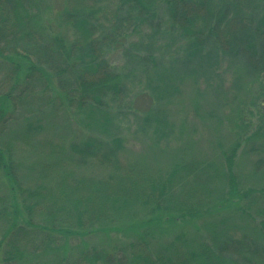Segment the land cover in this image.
<instances>
[{
  "label": "trees",
  "instance_id": "obj_1",
  "mask_svg": "<svg viewBox=\"0 0 264 264\" xmlns=\"http://www.w3.org/2000/svg\"><path fill=\"white\" fill-rule=\"evenodd\" d=\"M110 1L0 0V179L9 185L0 196V264H264V211L244 213L264 186L241 190L234 173L242 141L264 145V0ZM164 32L182 43L183 56L173 57L169 70L150 49ZM128 40L140 71L162 73L155 91L160 84L176 89L179 69L193 80L203 60L230 59L233 96L241 99L233 110L237 139L223 161L124 159L121 135L90 132L69 142L65 154L50 143L45 178L23 185L3 141L19 106H64L109 124L128 99L127 72L107 55ZM152 110L141 121L155 143L169 123L163 110ZM40 127L28 117L25 135ZM66 163L97 171L75 175ZM237 211L254 232L235 230L230 217ZM211 215L200 233L196 224ZM177 223L171 237L158 236V225Z\"/></svg>",
  "mask_w": 264,
  "mask_h": 264
},
{
  "label": "rangeland",
  "instance_id": "obj_2",
  "mask_svg": "<svg viewBox=\"0 0 264 264\" xmlns=\"http://www.w3.org/2000/svg\"><path fill=\"white\" fill-rule=\"evenodd\" d=\"M110 2L114 3L113 0ZM139 38V35H135L133 40ZM158 38V44L150 46V49H155L157 54L160 53L159 57L164 64L162 66L169 70L172 58L183 56L182 43L172 33L164 32L163 35H158ZM129 41L121 43L107 55L114 67H123L127 72L126 98L131 101L130 103L125 101L109 124L94 123L85 112H77L74 108L68 111L64 106L54 108L50 106L40 108L36 104L19 106L15 113L16 119L5 131L3 141L11 147L13 158L18 162L17 171L23 185L39 184L38 181L45 178L48 172L45 171L44 163L50 160L49 155L45 157V153L49 150L50 143H53L58 152L65 154L69 142L81 139L90 132L102 136L121 135L125 150L121 157L124 159L141 155L163 164L175 155L177 157L182 155L186 161L191 160L195 164L199 161L200 164L203 162L220 164L223 161V153L228 151L237 139L238 129L234 124L233 110L241 99L233 96L237 88L232 86L233 76L231 66L228 64L230 59L225 58L223 54H217V58L214 56L211 61L203 60L201 63L203 71L193 80L183 74V69H179L173 73L175 77L171 81L176 89L166 90L164 84H160L155 91L151 84L155 86L159 80L158 76H162V73L153 76L149 71L145 73L140 71L141 65L132 58L134 50L132 47L129 48ZM144 41L147 40L144 38ZM166 73L169 76L170 72ZM234 88L236 90L232 92ZM151 110L152 112L163 110L169 123L164 139L155 143L151 140L148 129H145L146 124L141 121V115ZM246 116L251 117L248 113ZM28 117L40 119L42 127L25 135ZM252 120L255 124V120ZM251 125L249 124L247 132L253 130ZM46 146L47 149L42 148ZM259 159L264 160V145L259 141L248 143L242 141L234 160V173L241 190L264 186V162ZM65 167L68 172L71 171L75 175L80 173L89 175L97 171L93 167L78 169L72 163H66ZM210 173H213L212 167L206 174ZM54 183L50 181V184ZM8 189V183L5 184L0 179V196L6 194ZM250 199L252 201L249 202V209L244 212L245 214L264 211V196L253 198L252 195ZM240 204L241 206L247 204V198ZM227 216L229 218L230 215ZM246 216L239 214L238 211L232 214L230 218L234 220L232 223L236 225V231L254 232V222L248 220ZM212 220V215L199 220L202 223L198 222L196 226L203 230L200 233L204 232L205 226ZM179 227L178 223L174 227L163 224L158 225L156 229L158 236L166 234L164 237H171ZM188 227L189 231H193L191 223Z\"/></svg>",
  "mask_w": 264,
  "mask_h": 264
}]
</instances>
